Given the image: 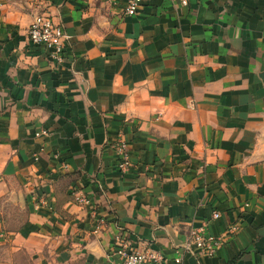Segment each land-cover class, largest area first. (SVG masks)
<instances>
[{
	"label": "crops",
	"instance_id": "crops-1",
	"mask_svg": "<svg viewBox=\"0 0 264 264\" xmlns=\"http://www.w3.org/2000/svg\"><path fill=\"white\" fill-rule=\"evenodd\" d=\"M125 6L0 0V264H122L120 235L161 264H264V0ZM42 13L61 65L28 40ZM200 227L212 257L185 246Z\"/></svg>",
	"mask_w": 264,
	"mask_h": 264
},
{
	"label": "built area",
	"instance_id": "built-area-1",
	"mask_svg": "<svg viewBox=\"0 0 264 264\" xmlns=\"http://www.w3.org/2000/svg\"><path fill=\"white\" fill-rule=\"evenodd\" d=\"M149 0H126L124 13L126 16L135 15L140 7ZM181 8L188 7L190 0H174ZM27 37L29 42L34 46H41L48 51L50 60L56 65H61L64 61V51L68 36L63 32L61 27L54 24L48 14L42 13L34 16L28 29ZM46 130H42L36 136H48ZM112 149L116 157V168L120 174L128 172L131 166V160L128 150V144L123 133H118L112 144ZM36 160L37 158L34 157ZM63 168H66L64 165ZM73 202L79 206L90 204L89 196L80 191H72ZM219 213L214 212L211 220H216ZM102 222V221H100ZM237 231L235 226L227 229L228 235H233ZM222 242L221 236H209L203 227L192 229L186 239L185 246L191 251H197L208 257H212ZM112 254L117 256L122 264H161L163 263L162 255L149 248L140 249L133 246L128 236H117L114 242Z\"/></svg>",
	"mask_w": 264,
	"mask_h": 264
},
{
	"label": "rangeland",
	"instance_id": "rangeland-1",
	"mask_svg": "<svg viewBox=\"0 0 264 264\" xmlns=\"http://www.w3.org/2000/svg\"><path fill=\"white\" fill-rule=\"evenodd\" d=\"M17 219L20 220V221H22V220H23V217H21V216L14 217V221H15V222H14L13 226H16V225H17ZM22 256H23L25 259H27L25 254H23Z\"/></svg>",
	"mask_w": 264,
	"mask_h": 264
}]
</instances>
